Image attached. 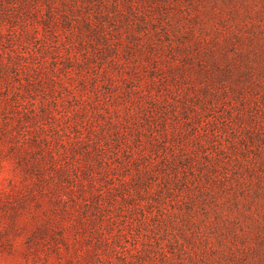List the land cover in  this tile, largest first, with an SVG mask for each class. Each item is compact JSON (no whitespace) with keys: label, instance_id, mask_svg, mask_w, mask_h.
I'll return each mask as SVG.
<instances>
[{"label":"rangeland","instance_id":"rangeland-1","mask_svg":"<svg viewBox=\"0 0 264 264\" xmlns=\"http://www.w3.org/2000/svg\"><path fill=\"white\" fill-rule=\"evenodd\" d=\"M0 264H264V0H0Z\"/></svg>","mask_w":264,"mask_h":264}]
</instances>
